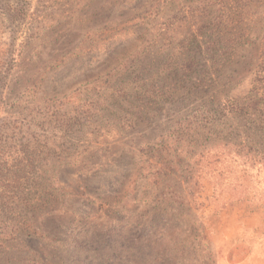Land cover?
<instances>
[{"label":"rangeland","instance_id":"rangeland-1","mask_svg":"<svg viewBox=\"0 0 264 264\" xmlns=\"http://www.w3.org/2000/svg\"><path fill=\"white\" fill-rule=\"evenodd\" d=\"M259 74L264 0H0V264H131L135 224L195 222L209 264L264 251ZM164 147L198 170L156 178Z\"/></svg>","mask_w":264,"mask_h":264},{"label":"trees","instance_id":"trees-1","mask_svg":"<svg viewBox=\"0 0 264 264\" xmlns=\"http://www.w3.org/2000/svg\"><path fill=\"white\" fill-rule=\"evenodd\" d=\"M193 39H196L195 35H192ZM221 42L216 41L213 43V46H209V52L211 54L212 59L217 58L218 54V48H216ZM217 45V46H216ZM224 53V52H223ZM226 53V52H225ZM200 62H198L197 59L193 58L189 63H185L182 68H180L183 76H191L192 73L199 70ZM257 83L264 81V76L262 74L258 75V78L256 79ZM255 88H258L257 85H255ZM213 104V103H212ZM214 105V104H213ZM233 110H243L244 107L239 104H232ZM227 105L222 103H216L212 108H209L208 112L209 114L214 115L215 113H223L226 111ZM208 120V117L206 118ZM209 119H211L209 117ZM195 133V134H194ZM186 134V136H184ZM203 134L201 132L194 131L193 133H190L189 131H182L181 134L177 137V144L181 145V147L185 148L184 142L190 145H195L196 141L198 140L197 137H201ZM3 144H7L6 140ZM182 142V144H181ZM4 146V145H3ZM186 149V148H185ZM159 157L160 160H157L154 165H152V168H154L155 173L154 176L159 178L160 180H163L164 177H167L171 175V173L176 174L180 169L182 171L187 170V168H184V164H188V168H191V173H194L193 171L198 168L197 166L200 165V162L202 161V155L204 151L197 152L198 150H188L183 151L182 150H174V153H170L169 148H160L159 150ZM163 152H167L169 156H172V160L169 162L162 161L163 158ZM184 155L189 156L188 161L185 162L182 165L181 161L184 160ZM187 159V157H186ZM195 165L194 169L193 166ZM1 166V165H0ZM27 165H23L22 169H25ZM2 167H0L1 170ZM198 170V169H196ZM6 179V178H5ZM8 179V178H7ZM194 176L191 177V180L193 181ZM157 183V181H156ZM18 187V186H17ZM236 208H226L225 212L235 210ZM156 228L157 226L152 225L148 228L144 227L140 224H135L134 226L126 228V235L129 237L131 234H140L138 236L141 238H144L142 241L141 249L143 250V254L145 258H141L139 260V257H132L130 259L131 264H209L210 252L208 251V255L204 254L205 249L209 248V245L205 244L207 240V235L205 233V229L201 228V226L195 227V222L191 224V230L189 233L186 234L188 238L184 240H180L178 237H175L172 241H168L167 235L170 233H175L176 231L180 230L175 227H166V228H158V234L156 236ZM148 229V232H147ZM119 232L123 230L117 229ZM17 230H11L10 233L14 234ZM146 232V233H145ZM144 234V235H142ZM146 234V235H145ZM142 235V236H141ZM158 237V238H157ZM246 237V235H244ZM243 237V241H245L246 238ZM123 247H127L125 244ZM130 248V247H129ZM132 250V248H131ZM142 254V253H140Z\"/></svg>","mask_w":264,"mask_h":264},{"label":"crops","instance_id":"crops-1","mask_svg":"<svg viewBox=\"0 0 264 264\" xmlns=\"http://www.w3.org/2000/svg\"><path fill=\"white\" fill-rule=\"evenodd\" d=\"M240 237H242L241 239H243L244 235L240 234ZM253 239L258 243L264 241V232H256L253 235ZM219 264H264V251L261 248L255 249V251L249 252V254H247L237 262H232L228 259L223 258L219 262Z\"/></svg>","mask_w":264,"mask_h":264}]
</instances>
